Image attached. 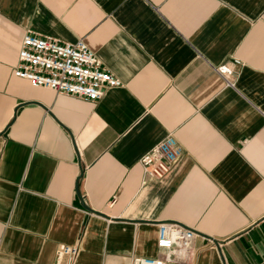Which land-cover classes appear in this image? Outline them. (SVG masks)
Listing matches in <instances>:
<instances>
[{
	"label": "crops",
	"instance_id": "obj_1",
	"mask_svg": "<svg viewBox=\"0 0 264 264\" xmlns=\"http://www.w3.org/2000/svg\"><path fill=\"white\" fill-rule=\"evenodd\" d=\"M27 31L83 38L122 84L33 85ZM170 133L183 155L151 177L139 159ZM164 220L196 232L167 264H264V0H0V264L78 239L76 264H133L165 253Z\"/></svg>",
	"mask_w": 264,
	"mask_h": 264
},
{
	"label": "built area",
	"instance_id": "obj_2",
	"mask_svg": "<svg viewBox=\"0 0 264 264\" xmlns=\"http://www.w3.org/2000/svg\"><path fill=\"white\" fill-rule=\"evenodd\" d=\"M217 69L227 84L234 86L229 78L233 68L223 64ZM14 73L29 79L35 86L78 95L91 101L100 99L106 87L122 84L83 38L64 42L32 31H27L22 38ZM183 152L178 139L170 133L147 150L139 161L147 175L162 178L173 169ZM195 235L193 228L179 221H160L157 245L164 248L165 253L162 256H136L133 264H167L185 258L191 251ZM80 253V239L72 243H59L52 264H76Z\"/></svg>",
	"mask_w": 264,
	"mask_h": 264
}]
</instances>
